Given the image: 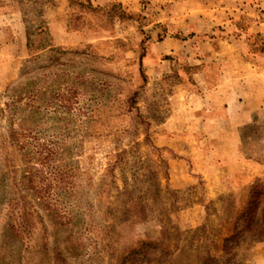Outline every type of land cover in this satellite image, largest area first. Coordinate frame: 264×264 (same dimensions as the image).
I'll use <instances>...</instances> for the list:
<instances>
[{
  "label": "rangeland",
  "instance_id": "1",
  "mask_svg": "<svg viewBox=\"0 0 264 264\" xmlns=\"http://www.w3.org/2000/svg\"><path fill=\"white\" fill-rule=\"evenodd\" d=\"M141 4L0 0V264H264L257 232L233 238L264 185V122L241 128L258 175L212 180L200 133L166 135L201 108L149 63Z\"/></svg>",
  "mask_w": 264,
  "mask_h": 264
},
{
  "label": "crops",
  "instance_id": "2",
  "mask_svg": "<svg viewBox=\"0 0 264 264\" xmlns=\"http://www.w3.org/2000/svg\"><path fill=\"white\" fill-rule=\"evenodd\" d=\"M119 1L141 10V0ZM149 1V63L178 71L179 84L193 87L186 98L201 108L189 123L171 116L166 135L185 132L187 142L189 133H200L197 147L216 153L201 163L214 167L212 180L247 185L261 168L239 149L241 128L264 122V0Z\"/></svg>",
  "mask_w": 264,
  "mask_h": 264
},
{
  "label": "trees",
  "instance_id": "3",
  "mask_svg": "<svg viewBox=\"0 0 264 264\" xmlns=\"http://www.w3.org/2000/svg\"><path fill=\"white\" fill-rule=\"evenodd\" d=\"M119 6L123 7L121 3ZM123 10L124 11L122 13L121 19L128 17L126 15L127 10L124 7ZM128 13L130 15H133L131 12ZM238 222H243V225L239 232H237L235 236H233V238L238 237L241 233L247 231L257 232L259 241L264 240V185H262V183H258L254 188L252 200L249 202L248 206L241 212ZM208 263L212 264L210 258L209 260H207V264Z\"/></svg>",
  "mask_w": 264,
  "mask_h": 264
}]
</instances>
